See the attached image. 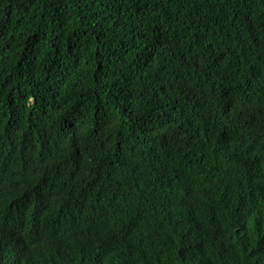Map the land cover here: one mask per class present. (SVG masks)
<instances>
[{
    "label": "trees",
    "instance_id": "obj_1",
    "mask_svg": "<svg viewBox=\"0 0 264 264\" xmlns=\"http://www.w3.org/2000/svg\"><path fill=\"white\" fill-rule=\"evenodd\" d=\"M0 264H264V0H0Z\"/></svg>",
    "mask_w": 264,
    "mask_h": 264
}]
</instances>
